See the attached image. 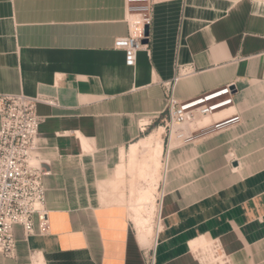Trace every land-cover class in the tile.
<instances>
[{
	"label": "crops",
	"instance_id": "0c3cea01",
	"mask_svg": "<svg viewBox=\"0 0 264 264\" xmlns=\"http://www.w3.org/2000/svg\"><path fill=\"white\" fill-rule=\"evenodd\" d=\"M128 5L0 0V98L44 100L36 154L50 222L43 236L15 226V256L0 264H215L213 243L221 264H264V0H156L132 65L114 46L129 34ZM231 83L229 106L179 125L187 139L167 137L166 94ZM158 126L165 169L143 244L121 202V162Z\"/></svg>",
	"mask_w": 264,
	"mask_h": 264
},
{
	"label": "built area",
	"instance_id": "2783aa9c",
	"mask_svg": "<svg viewBox=\"0 0 264 264\" xmlns=\"http://www.w3.org/2000/svg\"><path fill=\"white\" fill-rule=\"evenodd\" d=\"M145 2L128 5L129 34L115 40V48L125 52V60L132 65L136 53L146 46L143 43L145 26L152 22L150 0H126ZM234 83L180 101L170 91L166 94L164 120L168 123L167 137L187 139L183 128L173 130L188 120L211 114L233 102ZM38 97L25 94L3 95L0 98V253L13 258L16 250L15 226H20L24 236L49 233V209L46 203L47 175L42 167L34 164L38 149L37 135L41 117L37 113ZM238 116L226 122H237ZM221 123L217 124V126ZM173 132V133H172Z\"/></svg>",
	"mask_w": 264,
	"mask_h": 264
},
{
	"label": "bare ground",
	"instance_id": "6f19581e",
	"mask_svg": "<svg viewBox=\"0 0 264 264\" xmlns=\"http://www.w3.org/2000/svg\"><path fill=\"white\" fill-rule=\"evenodd\" d=\"M173 130H175L174 127ZM163 132V126H158L144 133L128 145L122 156L121 175L124 173L128 175L126 206L137 237L143 244H147L155 232V216L158 205L156 199L164 168ZM32 161L42 167L37 157L32 158ZM48 173L49 171H47ZM34 262V264H42L37 260Z\"/></svg>",
	"mask_w": 264,
	"mask_h": 264
},
{
	"label": "rangeland",
	"instance_id": "374dc122",
	"mask_svg": "<svg viewBox=\"0 0 264 264\" xmlns=\"http://www.w3.org/2000/svg\"><path fill=\"white\" fill-rule=\"evenodd\" d=\"M156 0H150V2L152 3V6H153V4H154V2H155ZM130 3V5H136V4H141V3H145V2H134V1H129ZM164 117H166L165 115H164ZM175 129L178 127L176 124H171ZM149 131H151V130H149ZM149 131H147V132H149ZM147 132H144V133H147ZM174 136V135H173ZM37 137H38V135H37ZM162 137H163V135H162ZM37 141H38V139H37ZM37 151H38V149H37ZM37 151H36V153H37ZM127 179H128V175L126 174L125 175V177H124V179L122 180V184H120V191H121V194H122V196H124V194H125V192L123 191V189L121 188V186H123V185H125L126 184V190H127V187H128V182H127ZM126 195H127V197H128V190H127V193H126ZM126 200H127V198L126 199H123V197H122V200H121V202H125L126 203ZM126 208H127V206H126ZM157 216H158V209H157V212H156V216H155V219L157 220ZM156 222V221H155ZM134 226V225H133ZM136 231V230H135ZM137 234V233H136ZM212 246H213V248L215 249V251H214V254L215 255H217V257H220V259H218L216 262H215V264L217 263V264H221L222 263V261L225 259L226 260V255L224 254V252H223V249L221 248V246L219 245V243H213L212 244ZM202 260H203V262H207V261H209V259L207 258L208 256H207V253L206 252H202V251H200V256H199ZM227 261H229L228 260V256H227ZM210 264H214V263H210Z\"/></svg>",
	"mask_w": 264,
	"mask_h": 264
},
{
	"label": "water",
	"instance_id": "95a60500",
	"mask_svg": "<svg viewBox=\"0 0 264 264\" xmlns=\"http://www.w3.org/2000/svg\"><path fill=\"white\" fill-rule=\"evenodd\" d=\"M144 35L146 36V38H144L142 41L143 43H147V37L149 35V26H145Z\"/></svg>",
	"mask_w": 264,
	"mask_h": 264
}]
</instances>
